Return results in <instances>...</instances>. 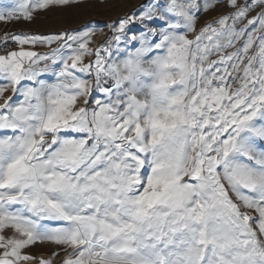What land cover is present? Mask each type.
<instances>
[{"label": "snow or ice", "instance_id": "obj_1", "mask_svg": "<svg viewBox=\"0 0 264 264\" xmlns=\"http://www.w3.org/2000/svg\"><path fill=\"white\" fill-rule=\"evenodd\" d=\"M112 4L16 0L0 24ZM58 259L264 264V0L0 33V264Z\"/></svg>", "mask_w": 264, "mask_h": 264}, {"label": "rangeland", "instance_id": "obj_2", "mask_svg": "<svg viewBox=\"0 0 264 264\" xmlns=\"http://www.w3.org/2000/svg\"><path fill=\"white\" fill-rule=\"evenodd\" d=\"M16 0H0V6L10 5ZM142 0H113V4L106 9H78L73 10L69 15L47 14L40 16L34 23L19 22L15 24L4 25L0 24V33L5 31L10 33H47L56 28L76 27L84 19L88 18L89 13L93 14L96 19L107 20L108 18H116L123 11L130 10ZM224 12V9H219L216 13L202 17L201 23H206ZM102 40V37H97ZM53 251V247L49 245H38L31 249V254L37 258L43 257L47 259ZM59 264V259L57 260Z\"/></svg>", "mask_w": 264, "mask_h": 264}, {"label": "bare ground", "instance_id": "obj_3", "mask_svg": "<svg viewBox=\"0 0 264 264\" xmlns=\"http://www.w3.org/2000/svg\"><path fill=\"white\" fill-rule=\"evenodd\" d=\"M211 20V19H210Z\"/></svg>", "mask_w": 264, "mask_h": 264}]
</instances>
